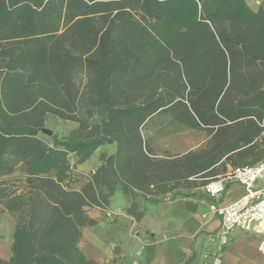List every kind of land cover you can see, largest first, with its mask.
<instances>
[{
    "label": "trees",
    "instance_id": "obj_1",
    "mask_svg": "<svg viewBox=\"0 0 264 264\" xmlns=\"http://www.w3.org/2000/svg\"><path fill=\"white\" fill-rule=\"evenodd\" d=\"M199 57L224 72L229 60L264 58V16L245 0H0V213L16 219L0 264H101L81 248L96 222L87 208L107 209L118 187L148 179L141 125L164 103L151 78ZM48 115L80 127L48 142ZM113 142L73 187L69 154L84 162ZM18 165L26 187L15 193L4 178Z\"/></svg>",
    "mask_w": 264,
    "mask_h": 264
},
{
    "label": "crops",
    "instance_id": "obj_2",
    "mask_svg": "<svg viewBox=\"0 0 264 264\" xmlns=\"http://www.w3.org/2000/svg\"><path fill=\"white\" fill-rule=\"evenodd\" d=\"M245 1L264 16V0ZM175 62L151 78L155 96L161 93L164 103L141 125L149 177L127 192L116 189L108 206L119 211L116 216L107 217L100 207L87 208L96 220L82 228L81 248L88 259L205 264L199 256L214 247L209 241L221 225L206 184L234 167L264 160V58L229 60L225 72L222 60L188 59L186 71ZM69 121L73 131L79 129V121ZM116 151V142L102 144L77 169L95 173ZM263 185L264 177L257 182ZM245 192L239 182L227 181L217 202L229 204ZM260 241L258 233L234 229L222 247V264H264ZM11 255L10 248L0 251L3 259Z\"/></svg>",
    "mask_w": 264,
    "mask_h": 264
},
{
    "label": "built area",
    "instance_id": "obj_3",
    "mask_svg": "<svg viewBox=\"0 0 264 264\" xmlns=\"http://www.w3.org/2000/svg\"><path fill=\"white\" fill-rule=\"evenodd\" d=\"M263 177L264 160L256 165L234 167L223 177L206 184L207 193L216 199L211 208L220 217L221 225L219 232L209 241L215 244L214 247L206 248L199 256L205 264H222V247L229 242L231 233L236 228L260 234L258 249L264 256V185L257 186V182ZM232 180L245 187V194L229 204L218 203L226 182Z\"/></svg>",
    "mask_w": 264,
    "mask_h": 264
},
{
    "label": "rangeland",
    "instance_id": "obj_4",
    "mask_svg": "<svg viewBox=\"0 0 264 264\" xmlns=\"http://www.w3.org/2000/svg\"><path fill=\"white\" fill-rule=\"evenodd\" d=\"M45 128L52 130V134L48 135L41 132V135L48 141H53V136L59 138H65L74 134L77 130L73 131L72 123L69 120H64L62 118L50 115L46 121ZM69 160L74 165L75 172L77 174V179L72 181L73 187L77 185H82L83 182L87 181L94 173L92 170L87 172V174H82L77 169V163L79 162V155L69 154ZM8 181V191H15V193H20L25 190L26 187V174L22 167L18 165L15 171L5 177ZM107 217H114L119 211H112L107 208L102 211ZM16 226V219L8 212L0 213V251L12 248L13 234ZM95 261V260H94ZM101 264H124L125 262H119V260L114 261H96ZM130 264V263H125Z\"/></svg>",
    "mask_w": 264,
    "mask_h": 264
},
{
    "label": "water",
    "instance_id": "obj_5",
    "mask_svg": "<svg viewBox=\"0 0 264 264\" xmlns=\"http://www.w3.org/2000/svg\"><path fill=\"white\" fill-rule=\"evenodd\" d=\"M43 132L48 134V135H51L52 134V130L48 129V128H43Z\"/></svg>",
    "mask_w": 264,
    "mask_h": 264
}]
</instances>
